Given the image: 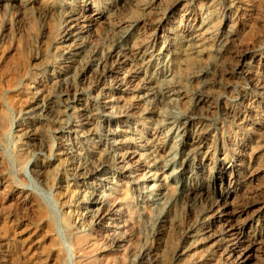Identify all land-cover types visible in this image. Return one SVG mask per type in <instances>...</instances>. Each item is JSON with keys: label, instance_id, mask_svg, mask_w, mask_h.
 <instances>
[{"label": "rangeland", "instance_id": "1", "mask_svg": "<svg viewBox=\"0 0 264 264\" xmlns=\"http://www.w3.org/2000/svg\"><path fill=\"white\" fill-rule=\"evenodd\" d=\"M170 1L0 0V264H77L79 254L94 256L97 264H132L142 253L147 264H264V86L248 84L237 69L234 53L220 50L227 29L235 23L233 50L246 51L247 60L254 57L248 71L253 77L260 76L264 67V0H183L156 31L155 21L164 15ZM232 1L242 5L244 20L233 22ZM182 6L195 12L193 24L200 22L204 7L209 8L205 23L214 36L195 57L180 51L182 41L177 33L183 21ZM95 17L98 22L92 21ZM87 26L89 33L81 34L85 65H94L119 45L130 46L134 58L130 54L121 57L125 62L117 71L127 81L124 97L143 98V104L124 113L106 112L102 108L105 99L117 91L114 77L105 75L98 80L85 69L74 74L73 83L50 88L57 99L54 109L64 126L47 113L40 114V121L27 120L34 80L53 81L61 74L70 75L67 67L76 57H68V52L76 48H71L74 39ZM66 30H73L78 37L66 41ZM167 39H171L168 52L149 67L142 66L143 70L141 58L147 60L150 51H160L162 40ZM200 82H206L208 88L205 86L199 97ZM71 86L76 93L68 97ZM159 93L169 96L160 99ZM83 104L96 117L90 113L87 120L82 117L77 122L72 109ZM29 122H38L43 146L50 150L25 146L20 128ZM76 125H85L83 130L92 128L95 135L86 134L84 141H77L80 146L88 145L83 158L70 159L62 151L75 144L72 129ZM181 131L186 133L191 154L180 179L169 182L170 187L167 184V194L173 196L167 207L160 200L159 183H143L144 174H160L157 164L177 157ZM96 139L101 144H95ZM126 153L131 156L123 159L124 165ZM171 163L167 173L175 176L180 163ZM42 164L47 167L45 180L30 170ZM120 166L125 169L119 170ZM94 168L100 172L84 177ZM220 171L224 176L218 179ZM72 174L85 179L70 181ZM129 174L137 181L135 186L130 184ZM182 186L196 194L178 196ZM23 192L29 196L22 200L18 194ZM91 193L118 198L119 216L129 221L126 244L110 245L119 226L110 216L97 227L87 226ZM222 200L241 237L237 240L240 248L230 255V238L222 235L216 210ZM206 224L210 228L204 234ZM246 249L249 257L241 260Z\"/></svg>", "mask_w": 264, "mask_h": 264}, {"label": "bare ground", "instance_id": "2", "mask_svg": "<svg viewBox=\"0 0 264 264\" xmlns=\"http://www.w3.org/2000/svg\"><path fill=\"white\" fill-rule=\"evenodd\" d=\"M119 2L117 3H123L126 2L127 0H118ZM167 1V0H166ZM183 0H172L169 2V4H167V8L164 12V15L162 17L159 18H155V28L156 31H159L163 25V23L168 20L170 18V16H172L174 14V12L177 10V7L180 6V3ZM185 1V0H184ZM250 1V0H248ZM77 2V1H76ZM85 0H81V3H84ZM5 3V2H4ZM20 3V2H19ZM22 3V2H21ZM234 3V6H230L231 8H229V10L232 12V15L234 17V21L233 22H237V20H241L244 17V12H241L240 6L242 5H238V2H231ZM246 3V2H244ZM261 3V2H260ZM263 4V2H262ZM261 4V5H262ZM22 5V4H21ZM183 5V4H182ZM207 5V4H206ZM231 5V4H229ZM257 5V4H256ZM196 6V5H195ZM246 6V5H245ZM263 6V5H262ZM248 7V6H247ZM244 8V7H243ZM246 8V7H245ZM200 9V8H199ZM247 9V8H246ZM181 10L183 12V21L180 25V28L178 30L177 35L179 36V39L182 41V51L184 53V55H195L202 53L203 51L206 50V48L209 46V42L208 39L213 35L212 30L207 27L206 23H205V19L206 16L208 14L209 8L208 7H204V14H199L201 15L200 19H199V23H195L193 24L190 23L191 18H193V16H195V12L191 11V9H188L184 6L181 7ZM197 10V9H196ZM257 10V9H256ZM74 11V10H72ZM180 12V11H179ZM246 12V11H245ZM255 12V11H254ZM259 12V11H258ZM74 13V12H73ZM253 13V12H252ZM81 14V13H79ZM246 14V13H245ZM251 14V12H250ZM255 14V13H254ZM70 15V14H69ZM230 15V14H229ZM247 15V14H246ZM77 13L75 15H73L71 17L70 23L73 22L76 18H77ZM257 16V14H256ZM92 17V16H91ZM196 17V16H195ZM251 17V16H250ZM245 18V17H244ZM249 18V17H248ZM98 18H93L92 21H97ZM251 19V18H250ZM244 20V19H243ZM247 20V19H245ZM208 21V20H207ZM198 22V21H197ZM249 23V22H247ZM251 23V22H250ZM254 23V22H253ZM209 24V23H208ZM235 23L231 24L232 26L226 30H224V32L226 31V36L223 39V43L221 42L220 44H222L220 50L222 49L225 50V52L227 53H234L235 57L237 58V62H236V66L237 69H239L240 71L243 72L244 77H246V79L248 80V84H250L252 87L257 88L258 86L262 85L264 86V67L262 68V73L260 74V76L257 77H253L250 75L248 68L251 66V64H253V62H255V58L251 57L249 60H247V54L246 51L245 52H238V49L233 50L232 47V42L233 39H231L232 37V29L235 27L234 26ZM249 25V24H248ZM229 26V25H228ZM251 26V25H250ZM74 27V26H73ZM86 27V26H85ZM84 27V28H85ZM239 27V26H238ZM76 28V27H75ZM236 28V27H235ZM241 28V27H240ZM81 29V28H79ZM78 29V30H79ZM235 30V29H234ZM248 30V29H247ZM67 31V30H66ZM75 31V29H74ZM73 30H68L66 33H63L64 37H66V41L70 40L72 37H78V35L80 37L76 38V40L74 39V41L76 42L74 46H72L71 48L74 49H70L68 52V57H76L73 59L72 64L70 66H68L67 68L69 69V74H67V76L65 74H61L59 77H57L56 80L53 81H45L43 77H39L37 79L34 80L33 82V86L30 88L29 91V99L31 100L32 103V107L30 108V110H28L25 114L27 115L26 119L27 120H32L33 118H36V120L34 122H36L37 120L40 121L41 119V115L42 113H47L50 114L49 116L52 119H55V122L57 123H61L63 120L61 118V115L57 112L56 109H54V96L52 95V93L50 92V88L51 86H55L58 85V87H62V86H67L69 85L71 82L73 83L74 81V74L77 73H84L85 69L87 72L91 73L92 75H94L98 80L100 79L101 76H107V77H114V81H115V85H116V89L117 90L115 93H111L108 98L105 99L104 103H103V109L108 112L111 113L113 111H120L122 113H124V110H129V108H133L136 109L140 106V104H143L142 102H144L143 98H125L123 95V93L126 91L125 88V78L121 77L118 74V68L119 66L122 64V62H125V60L123 61L122 58L123 56L130 54L132 55V57L134 58V55L132 53V48L127 47V45H119V47L113 49L112 51H110L108 54L98 58L95 60V64L91 65L90 67L85 65V56H84V51L83 49L85 48V44L83 41V38L81 36V34H87L89 33V28L87 26L86 29H82L81 31H79V33L77 31H75L77 34L74 33ZM130 31V30H129ZM246 31V30H245ZM244 31V32H245ZM264 32V31H263ZM131 33V32H130ZM224 34V35H225ZM173 35V34H172ZM204 35L207 37L206 38H201L200 36ZM253 36V35H252ZM200 37V39H199ZM63 38V37H62ZM124 38V37H123ZM127 38V37H126ZM240 38V37H239ZM125 39V38H124ZM123 39V40H124ZM129 39V38H128ZM206 40V41H205ZM236 40V39H235ZM237 41V40H236ZM254 41V40H253ZM253 41H249V43H252ZM248 43V44H249ZM180 44V43H179ZM239 44V42L237 43ZM177 45V44H176ZM212 45V44H211ZM244 45V44H243ZM250 45V44H249ZM236 47V46H235ZM240 47V46H239ZM243 47V46H242ZM247 47V46H246ZM171 48V39H167L165 41L162 40L161 42V46H160V51H150V53L148 54V59L145 60V56L144 58L140 57L142 61H140V67L145 66V67H149L151 65V63L155 60L157 61L158 59L162 58L161 56H163L164 52H168V50ZM244 48V47H243ZM252 48V46H251ZM181 49V47H180ZM82 50V51H81ZM217 50V49H216ZM134 51V50H133ZM146 51V50H145ZM181 52V53H182ZM224 52V53H225ZM222 53V52H221ZM217 54V53H216ZM143 55V54H142ZM182 55V54H181ZM224 55V54H223ZM228 55V54H227ZM187 56V57H188ZM201 56V55H200ZM122 57V58H121ZM192 57V56H191ZM125 58V57H124ZM232 58V57H231ZM259 58V57H258ZM220 59V58H219ZM140 60V59H139ZM138 61V60H137ZM215 61V60H214ZM220 61V60H219ZM92 62V61H91ZM94 62V61H93ZM213 62V61H212ZM84 63V64H83ZM220 63V62H219ZM212 64V63H211ZM154 66V65H153ZM212 66V65H211ZM214 66V65H213ZM224 66V65H223ZM220 67V66H219ZM217 67V68H219ZM225 67V66H224ZM122 68V67H121ZM143 68V67H142ZM235 68V67H234ZM144 70V68H143ZM150 70V69H149ZM218 70V69H217ZM239 71V72H240ZM258 74V73H257ZM214 77V76H213ZM106 79V78H105ZM246 80V81H247ZM134 81V80H133ZM127 82V81H126ZM102 84V83H101ZM205 86H206V82H200V85L197 87L196 90V94L200 97L201 95H204V91L205 90ZM73 86L70 87V93H68V97L71 95H74L76 93V89H72ZM160 87V86H159ZM207 87V86H206ZM250 87V86H249ZM165 88V87H164ZM208 88V87H207ZM215 89V88H214ZM263 90V89H262ZM206 91V90H205ZM69 92V91H68ZM157 92V91H156ZM172 92V91H171ZM165 93V92H164ZM153 94V93H152ZM155 94V93H154ZM170 94V93H168ZM171 95V94H170ZM173 95V94H172ZM171 95V96H172ZM78 96V95H77ZM157 95H155L156 98ZM158 96L160 97V99L165 98L164 94L159 93ZM169 96V95H168ZM166 96V97H168ZM73 97V96H72ZM154 97V96H153ZM198 97V98H199ZM172 98V97H171ZM56 99V98H55ZM57 100V99H56ZM246 100V99H245ZM83 101V100H82ZM93 101V100H92ZM197 101V100H196ZM241 102V100H240ZM85 103V102H84ZM87 103V102H86ZM135 105V104H137ZM57 104V103H56ZM191 104V103H190ZM65 105V104H64ZM70 105V104H69ZM197 105V102H196ZM195 105V107H196ZM95 106V105H94ZM194 106V105H193ZM91 107V106H90ZM141 107V106H140ZM229 109V108H228ZM75 112L76 119L77 122L79 120L82 119V117H84L87 120V117L90 115V113H92V115L94 117H96V114L93 113L91 111V109L89 108V106L87 104H83L80 105L77 108H73L72 112ZM68 111V110H67ZM95 111V110H93ZM132 111V110H131ZM142 111V108L139 110ZM231 111V110H230ZM73 112V113H74ZM70 114V112H68ZM41 114V115H40ZM100 114V113H99ZM59 115V116H58ZM98 115V114H97ZM23 116V115H22ZM44 116V115H43ZM64 116V115H62ZM92 116V117H93ZM33 117V118H32ZM73 117V116H72ZM99 117V116H98ZM25 118V117H24ZM91 118V117H89ZM119 118V117H118ZM122 118V117H121ZM50 119V118H49ZM51 119V121H53ZM84 119V120H85ZM93 119V118H92ZM99 119V118H98ZM25 120V119H24ZM74 120V119H73ZM85 120V121H86ZM188 121V120H187ZM76 122V123H77ZM189 122V121H188ZM43 124H45L44 122H42ZM52 123V122H51ZM82 123V122H81ZM56 124V123H55ZM63 124V123H61ZM88 124V123H87ZM94 124V123H93ZM38 122L36 123H32L29 122L26 125L23 126V128H20V132L23 135L24 140L26 141L25 145L27 148H33L36 147V145H39L40 148H43L45 150H50L48 147H45V145L43 146V140L42 137L40 136L39 130L40 128H38ZM57 125V124H56ZM96 125V124H95ZM44 126V125H43ZM58 126V125H57ZM64 126V124L62 125ZM85 126V125H84ZM83 126V127H84ZM20 127V126H19ZM18 127V129H19ZM22 127V126H21ZM40 127V126H39ZM60 127V126H58ZM83 127L80 128L78 125H76L73 129H72V133L74 136V142L75 144L71 145L69 144V146L67 145V148H64L62 151V155H65L66 157L70 158V159H77V158H83L85 156V147L88 146L86 143V146H80L78 144L77 141H84L83 139H85V136H87L86 134L89 135H95V132L92 128H88V129H84ZM66 128V127H65ZM64 128V129H65ZM186 128V127H185ZM42 129V128H41ZM71 130V129H70ZM188 130V129H187ZM186 130V131H187ZM192 130V129H191ZM58 131V130H57ZM41 132V131H40ZM59 132V131H58ZM182 132V131H181ZM188 132V131H187ZM42 134L44 133L43 131L41 132ZM121 134V133H120ZM122 136V135H121ZM176 137V136H174ZM179 137V135L177 136ZM186 133L182 132V134L179 137V143L177 144V148H178V154L177 157H175L174 159L170 158L169 160H164L161 161L160 163L157 164V166L160 165V168H158L159 170L161 169V173L160 174H155L152 173L150 174L149 172L147 174H144L145 176V182H158L159 183V187H160V200H163V203L165 205H167V207L171 204L172 200H173V196L172 195H168L167 194V184L169 182H172L175 178H177V180H179V175H182V171L183 169V164L185 165V162L187 161V159L189 158L190 154H191V150H188L186 148V146H188L187 144V138H186ZM72 139V140H73ZM92 141V140H91ZM95 141V140H94ZM63 142V141H62ZM65 142V141H64ZM24 144V143H23ZM95 144H101L100 140L96 139ZM47 145V144H46ZM83 145V143H82ZM65 146V145H64ZM24 147V145H23ZM63 147V146H62ZM26 149V148H25ZM24 149V150H25ZM23 150V149H21ZM26 151V150H25ZM23 154V153H22ZM56 154V153H55ZM124 155V153H123ZM131 153H126L125 157L122 158L123 159H128L130 158ZM120 158V157H119ZM121 160V159H120ZM179 161L180 163V169L177 172V174L174 176L173 173H167V169L169 168V165H171L172 161ZM124 162V161H123ZM44 163V162H43ZM18 165V164H17ZM34 165V164H33ZM44 164L40 165L39 167L35 168L34 166H36V164L31 167V172L35 173L36 177H38L41 180H45L46 179V168L45 166H43ZM125 165V162H124ZM218 165V164H217ZM99 168H103V167H99ZM125 169L123 166L119 167V170H123ZM224 169V166H223ZM125 171V170H124ZM192 170H189L190 173ZM100 172L98 170V168H94L93 170H90L86 173H84V177H89V176H94V173H98ZM135 172V171H133ZM224 171H220L219 172V176L217 177L219 179L222 178L224 176ZM123 175V174H122ZM72 178H70V181H74L75 178L77 177H81L83 179H85L83 176H81V174H72ZM128 179H130V184L134 185L136 184V180L134 179V177L131 176V174H129ZM139 184V183H138ZM66 186H69L68 183H65ZM169 186V184H168ZM189 186V185H188ZM205 186V185H204ZM5 187V186H4ZM8 187V186H7ZM170 187V186H169ZM201 187V186H200ZM206 187V186H205ZM204 188V187H203ZM202 189V188H201ZM85 190V188L83 189ZM170 191V190H168ZM179 193L177 194L178 196H182V197H188V196H192L195 195L196 192L194 190H190L188 189L186 186H182L180 188V190H178ZM202 193H204V195H207L206 193V189H202L200 190ZM22 192V191H21ZM86 192V191H84ZM93 193V192H92ZM90 194L91 196V201H90V205L92 206V210L90 209L89 212H87L86 214V219L89 221V225H87L90 229L91 227H97L99 226L106 218L107 216H110L112 218H114L113 220L117 221L119 223L118 227H115V233L117 235H115L114 239L110 240V245L113 247H118L119 244L123 243L126 244V228H127V223L129 222L127 219H121V217L119 216V205H120V201L118 200V198L114 195H106V196H102V197H97L94 194ZM20 194V193H19ZM18 197L19 199L23 198L25 199L26 197L29 196V194L23 192L22 194L19 195ZM25 195V196H24ZM201 195V194H200ZM31 198V197H30ZM33 199V198H32ZM21 201V200H20ZM30 203V202H29ZM32 203V202H31ZM16 204V202H15ZM21 204V203H20ZM227 203L224 202V200L219 201V205H217V213L219 214V218L222 221V235L224 236H228L229 242L231 243L230 245V250H229V255L233 254L235 252V249L237 247H239V245H237V240L238 238L241 239V237L239 236L240 233L239 232H235V229L232 227L234 224V219H233V214L231 215V213L228 212V209H226ZM3 208V207H2ZM123 215V214H121ZM217 219V218H216ZM238 221V220H237ZM216 223V222H215ZM236 223V221H235ZM80 224V223H79ZM241 224V223H240ZM239 224V225H240ZM238 225V226H239ZM242 225V224H241ZM214 226V225H213ZM234 226H236L234 224ZM237 226V227H238ZM76 227V226H75ZM80 227V226H79ZM82 227V226H81ZM236 227V228H237ZM209 225H205V227H203V231L204 234L206 232H208L209 230ZM82 229V228H81ZM241 229V228H240ZM76 230H79L76 229ZM238 231V230H237ZM242 231V230H241ZM79 233V232H78ZM77 233V234H78ZM203 233V232H202ZM242 234V233H241ZM228 239V238H227ZM243 239V238H242ZM228 241V240H227ZM240 241V240H239ZM244 241V240H243ZM242 241V242H243ZM246 241V240H245ZM244 241V242H245ZM90 243V241H89ZM85 244V243H84ZM92 244V243H91ZM109 245V244H108ZM86 246V245H85ZM88 246V245H87ZM121 246V245H120ZM85 248V247H84ZM82 248V249H84ZM240 248V247H239ZM78 249V248H77ZM79 250V249H78ZM117 250V249H116ZM119 250V249H118ZM121 250V249H120ZM87 251V249H86ZM85 252V251H84ZM77 253V252H76ZM81 253V252H80ZM86 253V252H85ZM249 254V250L246 249L244 252V255L240 258L241 260L244 258H248ZM113 257V256H112ZM79 260L77 261V264H97V259L89 254H79ZM136 259V257H135ZM134 259V260H135ZM239 259V260H240ZM148 262H146L145 259V255H143V253L132 263V264H147ZM108 264H114V263H109ZM131 264V263H129Z\"/></svg>", "mask_w": 264, "mask_h": 264}]
</instances>
